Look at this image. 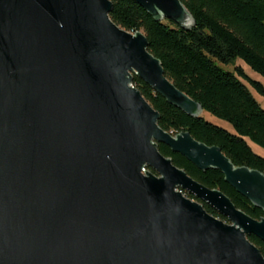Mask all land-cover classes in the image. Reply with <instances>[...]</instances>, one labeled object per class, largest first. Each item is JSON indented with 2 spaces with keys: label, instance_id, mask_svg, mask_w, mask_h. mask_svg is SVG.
I'll return each instance as SVG.
<instances>
[{
  "label": "water",
  "instance_id": "obj_1",
  "mask_svg": "<svg viewBox=\"0 0 264 264\" xmlns=\"http://www.w3.org/2000/svg\"><path fill=\"white\" fill-rule=\"evenodd\" d=\"M133 1L156 21L194 24L181 0ZM111 9V0H0V264H264L247 238L264 242V216L157 144L218 169L263 212L264 173L158 125L133 75L188 116L203 107Z\"/></svg>",
  "mask_w": 264,
  "mask_h": 264
},
{
  "label": "trees",
  "instance_id": "obj_2",
  "mask_svg": "<svg viewBox=\"0 0 264 264\" xmlns=\"http://www.w3.org/2000/svg\"><path fill=\"white\" fill-rule=\"evenodd\" d=\"M181 1L194 19L188 30L170 19L154 20L133 0H111L109 17L130 32L140 30L145 34L148 49L161 61L165 75L202 105V115H186L136 75L132 76V84L158 111L162 129L172 134L188 131L196 140L220 147L235 165L264 173V157L249 144L253 142L264 149V108L250 90L264 95V85L241 65H235L240 59L264 78V0ZM205 112L230 123L233 131L207 120ZM157 147L192 178L222 191L237 208L256 219L264 216L261 209L224 181L218 169L200 170L167 145L158 143ZM203 205L207 212L225 220ZM247 238L264 255V242L252 234Z\"/></svg>",
  "mask_w": 264,
  "mask_h": 264
},
{
  "label": "rangeland",
  "instance_id": "obj_3",
  "mask_svg": "<svg viewBox=\"0 0 264 264\" xmlns=\"http://www.w3.org/2000/svg\"><path fill=\"white\" fill-rule=\"evenodd\" d=\"M243 61L238 59L235 62V65H241L244 69V71L252 78L257 79L259 81L262 82V84L264 85V78L262 76H260L259 74H257L256 72L252 71L247 65H245L244 63H242ZM228 69H232V65H227L225 66ZM251 92L253 93L254 97L256 98V100L260 103V105L264 108V95H261L260 93L254 91L253 89H250ZM205 116V118L217 125H220L224 128H226L229 131H233L232 126L230 123L226 122L225 120H222L220 118H217L211 114H209L208 112H205V114H203ZM250 146L252 147V150L254 152H256L257 154L261 155L264 157V149L260 146H258L257 144H254L253 142H249ZM195 199V198H194ZM225 221L229 223V221L226 220Z\"/></svg>",
  "mask_w": 264,
  "mask_h": 264
}]
</instances>
